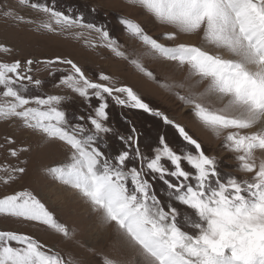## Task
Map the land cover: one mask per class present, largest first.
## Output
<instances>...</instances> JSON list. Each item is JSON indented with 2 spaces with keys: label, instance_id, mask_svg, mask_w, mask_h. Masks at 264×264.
<instances>
[{
  "label": "snow or ice",
  "instance_id": "obj_1",
  "mask_svg": "<svg viewBox=\"0 0 264 264\" xmlns=\"http://www.w3.org/2000/svg\"><path fill=\"white\" fill-rule=\"evenodd\" d=\"M127 3L167 30L156 38L137 20L121 18L127 36L139 45L129 51L106 25L40 0H0V17L36 32L71 33L91 48L107 49L221 140L240 176L223 173L184 124L151 107L133 87L104 72L90 76L67 57L0 58V124L38 133L68 151L67 161L49 174L74 190L116 240V255L89 249L96 264H264V0ZM193 36L200 45L182 39ZM13 53L0 44L2 56ZM146 60L166 62L174 72L161 78ZM40 65L50 75L59 73L53 84L58 93L32 94L43 86L36 76ZM74 97L84 101L86 112L70 117L65 105ZM111 105L158 118L181 144L174 147L160 135L142 150L134 125L126 135L109 125ZM112 137L121 145L114 154L105 150ZM29 152L14 136L0 139V185L11 186L27 173ZM0 217L77 242V233L27 189L0 195ZM0 264L84 261L31 234L0 230Z\"/></svg>",
  "mask_w": 264,
  "mask_h": 264
},
{
  "label": "rangeland",
  "instance_id": "obj_2",
  "mask_svg": "<svg viewBox=\"0 0 264 264\" xmlns=\"http://www.w3.org/2000/svg\"><path fill=\"white\" fill-rule=\"evenodd\" d=\"M7 2L8 0H4L5 4ZM40 2L54 4L58 10L65 11L66 14L74 16L83 14L86 22L106 25L110 34L129 51L139 48V45L127 36L120 23L121 18L137 20L156 38L161 37L167 30L152 18L144 16L129 6L127 0H40ZM24 14L35 18L33 13L25 12ZM182 39L193 44H201V39L196 36L182 37ZM0 44L14 49L12 57H4L0 54V58L23 61L52 59L57 56L67 57L76 61L90 76L95 77L100 72L112 75L117 81L133 87L151 107L165 112L170 118L184 124L190 133L201 141L206 153L217 158L223 173L241 175L234 171L235 162L230 158V153L222 148L221 140L202 129L189 115L188 110L182 108L171 95L148 81L132 66L116 58L107 49L91 48L85 44L84 39H77L71 33L56 35L43 31L36 32L31 25H17L2 17H0ZM145 62L161 78L169 77L174 72V69L166 62L158 60H146ZM39 68L41 70L36 73V76L43 81V86L42 89L32 90V94L58 93L59 90L55 89L53 84L59 73L50 75L43 71V65ZM93 103L95 104V101ZM65 107L70 117L86 112L84 101L75 97L68 101ZM109 113L108 123L119 133L126 135L131 126L136 127L142 150L147 151L149 146H154L160 135H165L174 147L181 144L174 129L164 125L158 118L148 113L141 110L123 109L115 105L110 106ZM9 135L14 136L18 144L30 148L26 156L27 164L23 165L27 168V173L11 186L0 185V195L24 189L32 191L42 199L60 222L77 233V242H83L87 247H78L77 242L66 241L49 229L3 217H0V230L31 234L49 247L65 253L73 252L78 259L84 261V264H96V257L90 255L89 249L116 255L113 230L99 224L89 206L79 195L49 174L50 168L67 161L68 151L59 144L46 142L38 133L0 124V139ZM120 147V142L112 137L107 141L105 150L114 154ZM3 159L4 154L0 153V161ZM157 187L159 190L160 186ZM181 211H184L183 208Z\"/></svg>",
  "mask_w": 264,
  "mask_h": 264
},
{
  "label": "bare ground",
  "instance_id": "obj_3",
  "mask_svg": "<svg viewBox=\"0 0 264 264\" xmlns=\"http://www.w3.org/2000/svg\"><path fill=\"white\" fill-rule=\"evenodd\" d=\"M190 40V39H189ZM196 41V40H195Z\"/></svg>",
  "mask_w": 264,
  "mask_h": 264
}]
</instances>
